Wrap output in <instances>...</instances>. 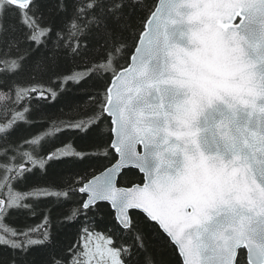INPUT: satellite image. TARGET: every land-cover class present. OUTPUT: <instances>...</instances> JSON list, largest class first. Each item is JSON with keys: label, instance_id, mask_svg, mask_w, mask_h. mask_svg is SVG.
<instances>
[{"label": "snow or ice", "instance_id": "6c2138e0", "mask_svg": "<svg viewBox=\"0 0 264 264\" xmlns=\"http://www.w3.org/2000/svg\"><path fill=\"white\" fill-rule=\"evenodd\" d=\"M174 3L0 0V264H264V0H198L229 69L204 90L154 47ZM89 84L30 131L33 102ZM41 200L68 211L53 224Z\"/></svg>", "mask_w": 264, "mask_h": 264}, {"label": "water", "instance_id": "95a60500", "mask_svg": "<svg viewBox=\"0 0 264 264\" xmlns=\"http://www.w3.org/2000/svg\"><path fill=\"white\" fill-rule=\"evenodd\" d=\"M176 5H180L178 11L168 15L167 22L153 26L154 47L162 55L175 54V72L185 85L207 89L227 75V62L211 41L198 0H175L171 7Z\"/></svg>", "mask_w": 264, "mask_h": 264}, {"label": "trees", "instance_id": "16d2710c", "mask_svg": "<svg viewBox=\"0 0 264 264\" xmlns=\"http://www.w3.org/2000/svg\"><path fill=\"white\" fill-rule=\"evenodd\" d=\"M149 4L153 2V0H147ZM68 68H71L73 71H76L75 65L70 61L67 65ZM87 75V73H84ZM74 85L66 89L67 93L70 95L72 100V107L69 108L65 101H61L54 107L49 108L46 102H33V109H38L41 105L45 108L43 112H33V116L36 118L33 120L34 127L30 130L33 132H41L46 131L47 127L52 125L53 122L56 121H64L67 120L68 117H74L78 114V110L82 111L87 107L88 102L84 99L85 92L91 91V84H89L85 89L74 90ZM50 103V102H49ZM25 134H28L26 131ZM75 140V137L71 132H62L59 136H48L45 140V148L46 150L51 146L59 147L61 142L66 140ZM30 151L31 149H25ZM79 169H73L71 165H60L57 167V172H62L65 174V178L71 175L73 171H77ZM136 177L126 176L121 178L122 184H127L129 180H135ZM47 184L50 183L49 180L42 177L39 173L28 183L16 184L15 188L23 191L28 188L30 184ZM51 210V217L53 224H57V218L61 217L65 212L68 211V208L59 206L55 200H41L39 202L38 212L43 210ZM38 219V217H37ZM11 222V221H10ZM38 258V254H37Z\"/></svg>", "mask_w": 264, "mask_h": 264}, {"label": "rangeland", "instance_id": "374dc122", "mask_svg": "<svg viewBox=\"0 0 264 264\" xmlns=\"http://www.w3.org/2000/svg\"><path fill=\"white\" fill-rule=\"evenodd\" d=\"M93 250H95V244L93 245ZM105 260H107V257H101L97 254L94 258H92V264H104Z\"/></svg>", "mask_w": 264, "mask_h": 264}]
</instances>
